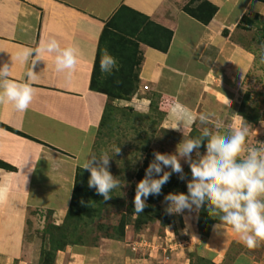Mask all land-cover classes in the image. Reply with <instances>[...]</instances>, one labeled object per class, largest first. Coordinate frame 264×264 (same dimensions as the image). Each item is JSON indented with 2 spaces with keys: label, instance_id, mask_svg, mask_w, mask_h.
Returning a JSON list of instances; mask_svg holds the SVG:
<instances>
[{
  "label": "crops",
  "instance_id": "1",
  "mask_svg": "<svg viewBox=\"0 0 264 264\" xmlns=\"http://www.w3.org/2000/svg\"><path fill=\"white\" fill-rule=\"evenodd\" d=\"M189 1L0 0V67L7 64L12 70L11 76L0 77V85L13 79L30 83L34 89L25 111L0 102V122L10 127H0V160L13 167H0V238L2 232L13 236H6V248L0 247V261L11 264L18 259L19 264H27L20 257L21 246L30 226H37L38 211L58 214L67 210L77 168L93 158L109 98L91 89L92 74L105 25L121 6L127 5L160 25H152L158 41H166L160 33L162 27L173 33L167 52L140 43L142 88L162 90L179 102L186 120H193L195 112L184 98L191 96L192 84L200 87L204 104L222 107V113L229 111V104L236 99L232 101L230 94L225 96L214 84L225 81L236 91L248 77L255 54L235 38L236 31L247 10L264 14V3L210 0L219 11L212 22L203 24L185 11ZM226 27L231 29L228 38L222 34ZM51 38L61 47L76 50L78 63L71 77L57 72L50 56L35 64V52L24 62L16 59L25 49H35L41 39ZM31 68L35 76L29 82Z\"/></svg>",
  "mask_w": 264,
  "mask_h": 264
},
{
  "label": "rangeland",
  "instance_id": "2",
  "mask_svg": "<svg viewBox=\"0 0 264 264\" xmlns=\"http://www.w3.org/2000/svg\"><path fill=\"white\" fill-rule=\"evenodd\" d=\"M251 11L253 14L258 13L251 9L247 13ZM262 17L264 18V14ZM225 30L228 31L227 35L224 34ZM230 32L231 29L226 27L222 34L228 38ZM261 37L264 39L255 24L250 29L239 27L236 31L235 38L254 49L255 56L253 66L248 68V77H245L238 90L232 91L230 83L225 81L214 84L225 96L230 94L232 101L236 99L234 104H229L228 112L222 113V107L204 104L205 101L200 96L201 89L196 84L191 85V92L188 91L191 96H184L195 111L192 112L193 120L188 117L190 121L186 120V112L179 102L172 100L162 90L151 87L145 90L140 82L139 89L132 96L114 101L117 109H113L111 118L108 115L110 121L105 127L100 129L101 125L99 126L101 137L96 148L97 139L95 140L91 161L94 166H100L103 154L109 156L107 167L119 182V187L116 188L119 194L128 198L132 184L137 181L136 173L144 165L150 150L175 155L183 171L189 169L190 165L179 154L178 146L188 140L194 123L200 130L208 129L213 136L222 139L231 138L235 132L246 128V139L238 161L246 159L252 151H256L259 157H264V41L260 42ZM139 51L141 52L140 48ZM241 113L249 115V118L243 119ZM91 146L89 143V152ZM116 147L120 149L119 153L114 151ZM206 154L207 152L200 154L199 151H194L192 158ZM164 171L171 169L165 168ZM119 173L122 175L119 176ZM170 204L171 202L169 206ZM198 208V204H193L181 213H172L175 215L174 224L178 230H175L174 225L164 227L156 220L137 233L133 226V217L125 239L105 237V231L97 230L96 225L90 226L86 222L80 231L85 232L86 235L83 234L87 237L86 243L68 245L64 250L58 251L55 264H192L198 257L211 259L215 264H264V241H258L256 247L248 248L225 222L215 223L210 235L201 234L198 228ZM67 212L68 209L61 210L58 214L55 211H38L37 226H30L21 246L20 257L22 255L24 262H40L41 253L49 249L51 244V231L47 233L48 227L63 225ZM119 217L120 214L111 207L103 221L107 225H114ZM2 233L0 247L6 248L7 235ZM193 236L196 237L195 244L192 241ZM10 237L13 236H7V239ZM233 243L235 246H232ZM8 247L11 248L12 245ZM230 254L234 259L229 257ZM5 263L4 259L0 261V264ZM11 264H19V260L14 259Z\"/></svg>",
  "mask_w": 264,
  "mask_h": 264
},
{
  "label": "trees",
  "instance_id": "3",
  "mask_svg": "<svg viewBox=\"0 0 264 264\" xmlns=\"http://www.w3.org/2000/svg\"><path fill=\"white\" fill-rule=\"evenodd\" d=\"M259 1L264 2V0ZM185 11L203 24H209L218 13L219 6L210 0H190L185 6ZM249 14L246 13L243 16L238 26L243 27L244 29H250L251 25L255 24L258 31L262 32L264 38V20L262 15L259 13L253 14L252 12H249ZM153 24L160 26L151 21L147 15L140 13L127 5L121 6L110 21L106 23L101 36L91 80V89L104 93L109 98L100 129L105 127L106 123L110 121V118L114 113L113 109L115 108V105L113 102L117 99H126L127 97L132 96L138 89V83L140 81L139 66L142 60L141 52L139 51L140 43H145L155 49L167 52L173 33L171 30L165 29L161 26L162 28H160L163 30L160 33L164 36L166 41H162V39L158 41L157 36H155L156 33H154L152 29ZM224 34L227 35L228 31L225 30ZM263 41L264 39L261 37L260 42ZM246 48L255 54L254 49L251 47ZM105 50L114 56L118 62V68L113 70L112 75L102 73L100 69L101 56L104 54ZM244 108H246L245 102ZM245 114L241 113L240 116L243 117V119L249 118V115ZM255 119H257V117H255ZM0 127L10 129V127L1 122ZM206 132L209 133L208 137H204V133ZM188 136V140L202 138L204 143H206L207 139H210L213 135L208 129H205L204 131L200 130L199 126L194 123ZM100 137L99 130L97 133L95 148L98 145ZM198 151L200 154H205L207 152L203 145ZM92 155L94 156L93 151ZM201 158L202 156H195L192 159L193 161H197ZM153 160L154 151L150 150V152L147 153L144 165L136 173L137 181L132 184L131 189L128 192V198L119 194L115 188L110 193L111 198L108 200H105L103 196L98 195L95 188L88 186L90 171L79 166L76 171L72 198L65 222L60 226L50 225L48 227L47 233L51 231V244L49 249H46L41 253L40 262H30L28 264H55L58 251L64 250L68 245L86 243L87 237H85V232H80L81 226L86 222L90 224V226L91 224L96 225L97 230L105 231V237L112 239H125L127 228L131 225V218L133 217L135 218L133 226L137 233L143 230L148 223L156 220L160 221L164 227L168 225H174L175 227V215L166 212L170 201H165V196L169 193L189 194L188 183L192 180L191 167L183 171L185 179H181V174L179 173L172 174L169 181L163 186L162 193L159 196L148 197L146 201L147 206L144 211L136 213L134 210L136 186L145 178L146 169ZM0 167L7 169L13 168L1 160ZM118 175L120 176L122 174L119 173ZM160 175H163V173ZM155 178L159 177L156 176ZM111 207L115 208L117 213L120 214V217L116 224L107 225L103 219L108 216V211ZM197 213L199 232L205 236L210 235L215 223L224 222L220 219L224 213L219 209H213V206L208 203L199 205ZM175 230H178L177 226L175 227ZM232 246H235V243H233ZM229 257L234 259L231 254ZM192 264L215 263L211 259L198 257L196 260L192 261Z\"/></svg>",
  "mask_w": 264,
  "mask_h": 264
},
{
  "label": "clouds",
  "instance_id": "4",
  "mask_svg": "<svg viewBox=\"0 0 264 264\" xmlns=\"http://www.w3.org/2000/svg\"><path fill=\"white\" fill-rule=\"evenodd\" d=\"M35 57L32 64L44 57L54 58L56 71L66 73L71 77L76 70L78 59L73 47H61L55 38L41 39L35 49H25L18 53L16 59L21 62L29 57ZM15 63V61H14ZM118 68V62L107 50L101 56L100 69L102 73L112 74ZM12 75V70L5 64L0 67V77ZM32 68L27 73L28 81L34 79ZM34 95V89L30 83H18L13 79L3 80L0 85V102L12 103L19 111L29 108ZM247 129L235 132L231 138L222 139L211 136L204 143L201 139H189L178 146L179 154L186 158L191 167L192 180L188 183L189 194L169 193L165 201L171 204L167 207L168 214L181 213L193 204L213 206V209L221 210L224 215L220 217L227 225H230L240 240L248 248L257 246L258 241H264V157H259L256 151H252L248 157L238 161L243 143L245 142ZM209 133H204L208 137ZM207 150V154L197 161H193L192 154L201 146ZM119 153L120 149H114ZM109 156L103 154L102 164L94 166L92 161L83 164L85 170L90 171L88 186L95 188L98 195L105 200L111 198L110 193L119 182L108 169ZM169 168L171 171L165 172ZM179 173L181 179H185L183 167L175 155H167L154 152V160L146 169L145 178L136 186L134 210L143 212L150 196H159L163 186L169 181L172 173ZM163 173V175H160ZM158 176L159 178H155ZM215 227V226H214ZM195 244L196 237H192Z\"/></svg>",
  "mask_w": 264,
  "mask_h": 264
},
{
  "label": "built area",
  "instance_id": "5",
  "mask_svg": "<svg viewBox=\"0 0 264 264\" xmlns=\"http://www.w3.org/2000/svg\"><path fill=\"white\" fill-rule=\"evenodd\" d=\"M149 87L148 86H146V89H148Z\"/></svg>",
  "mask_w": 264,
  "mask_h": 264
}]
</instances>
